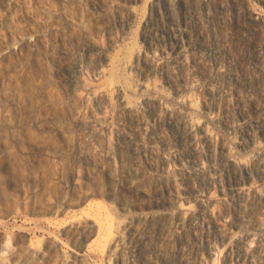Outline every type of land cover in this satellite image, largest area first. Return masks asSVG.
<instances>
[{"label":"rangeland","instance_id":"rangeland-1","mask_svg":"<svg viewBox=\"0 0 264 264\" xmlns=\"http://www.w3.org/2000/svg\"><path fill=\"white\" fill-rule=\"evenodd\" d=\"M0 264H264V0H0Z\"/></svg>","mask_w":264,"mask_h":264},{"label":"bare ground","instance_id":"bare-ground-1","mask_svg":"<svg viewBox=\"0 0 264 264\" xmlns=\"http://www.w3.org/2000/svg\"><path fill=\"white\" fill-rule=\"evenodd\" d=\"M106 218V217H105ZM105 218H104V220H105ZM103 219H101V221H102ZM103 220V221H104ZM107 222L108 223H106L105 225H103V224H100V233H99V236H98V239H100V240H102V239H104L105 238V235L107 234L108 235V233H111V232H109V219H108V217H107ZM100 221V222H101ZM103 225V226H102ZM111 225V224H110ZM106 235V236H107ZM110 237V236H109ZM103 241V240H102ZM106 241V240H105Z\"/></svg>","mask_w":264,"mask_h":264}]
</instances>
